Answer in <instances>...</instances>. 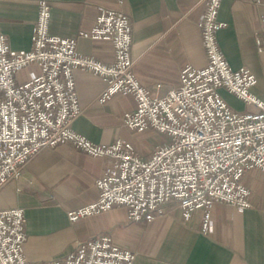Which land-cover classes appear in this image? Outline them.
<instances>
[{
  "label": "built area",
  "instance_id": "1",
  "mask_svg": "<svg viewBox=\"0 0 264 264\" xmlns=\"http://www.w3.org/2000/svg\"><path fill=\"white\" fill-rule=\"evenodd\" d=\"M221 2L206 0L198 24L207 65L184 67L180 83L164 95L141 83L133 71V29L122 10L102 9L90 30L66 38L50 34L51 5L40 0L33 48L25 52H13L0 30V191L19 179L23 167L43 150L71 144L106 161L96 181L98 199L70 210L72 223L116 206L127 208L130 221L151 223L175 204L186 221L202 210L203 231L210 233L216 203L239 211L250 208L251 191L243 177L253 169L264 173V101L253 93L255 74L246 67L233 69L220 49L218 32L226 27L218 19ZM80 39L110 42L113 61L82 54ZM256 45L264 52V15ZM25 69L31 70L29 77L20 81L17 76ZM78 69L105 82L101 104L119 93L135 98L136 109L123 117L125 127L153 130L169 142L144 158L129 141L95 144L75 132L72 122L82 114ZM221 90L242 100L247 111L233 110ZM27 241L24 209H1L0 264H134L137 258L104 234L79 241L73 251L49 263H37L24 254Z\"/></svg>",
  "mask_w": 264,
  "mask_h": 264
},
{
  "label": "crops",
  "instance_id": "2",
  "mask_svg": "<svg viewBox=\"0 0 264 264\" xmlns=\"http://www.w3.org/2000/svg\"><path fill=\"white\" fill-rule=\"evenodd\" d=\"M39 1L0 0V30L13 52L33 48ZM48 1L49 32L59 37L90 30L102 9L125 12L133 29V71L156 94L164 95L176 87L180 72L187 65H207L198 25L206 11V0ZM263 15L264 0L260 4L222 0L218 19L226 27L218 32V43L233 69L246 67L255 74L258 83L253 93L264 101V52L256 45ZM77 49L103 63L114 59L110 42L80 39ZM30 72L28 69L17 77L24 81ZM75 80L82 114L74 119L72 129L95 144H111L117 138L133 144L136 131L123 125V117L136 109L135 98L119 93L101 104L99 98L106 87L102 78L78 69ZM220 93L233 110L247 111L242 100L226 90ZM105 164L102 158L63 144L43 150L23 167L19 179L10 181L0 191V210L25 211L28 241L24 254L29 261L49 263L73 251L79 241L108 234L120 247L137 253L134 264H264V173L259 169L248 171L243 177L251 191V207L239 211L226 203H216L212 209L214 229L210 233L203 231L202 210L186 221L175 204L151 223L130 221L124 206L70 222V210L98 199L96 181Z\"/></svg>",
  "mask_w": 264,
  "mask_h": 264
},
{
  "label": "rangeland",
  "instance_id": "3",
  "mask_svg": "<svg viewBox=\"0 0 264 264\" xmlns=\"http://www.w3.org/2000/svg\"><path fill=\"white\" fill-rule=\"evenodd\" d=\"M28 69L23 70V74L27 72ZM21 73V72H20ZM133 144L136 150L144 158H148L155 151L156 148L162 146L169 142V139L166 135L159 134L157 132H137L134 133ZM104 235V234H103ZM99 236V235H97ZM95 237V236H94Z\"/></svg>",
  "mask_w": 264,
  "mask_h": 264
}]
</instances>
